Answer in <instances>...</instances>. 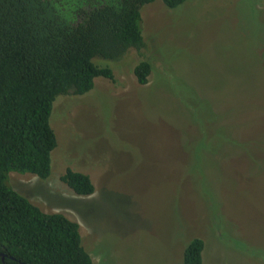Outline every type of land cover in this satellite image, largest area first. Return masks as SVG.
<instances>
[{"label": "rangeland", "instance_id": "374dc122", "mask_svg": "<svg viewBox=\"0 0 264 264\" xmlns=\"http://www.w3.org/2000/svg\"><path fill=\"white\" fill-rule=\"evenodd\" d=\"M140 13V50L93 59L114 81L53 101L48 177L9 171L6 183L75 221L93 264H183L195 237L202 264H264V0H154ZM67 168L93 193H74Z\"/></svg>", "mask_w": 264, "mask_h": 264}, {"label": "trees", "instance_id": "16d2710c", "mask_svg": "<svg viewBox=\"0 0 264 264\" xmlns=\"http://www.w3.org/2000/svg\"><path fill=\"white\" fill-rule=\"evenodd\" d=\"M154 0H0V264H93L79 225L47 213L6 183L9 171L46 178L56 135L49 123L58 95H82L98 76L114 81L116 60L144 46L141 7ZM174 8L185 0H162ZM148 82L151 64L133 69ZM61 180L78 195L94 185L67 168ZM204 242L192 238L183 264H202Z\"/></svg>", "mask_w": 264, "mask_h": 264}]
</instances>
